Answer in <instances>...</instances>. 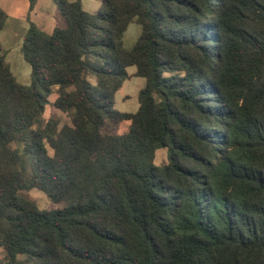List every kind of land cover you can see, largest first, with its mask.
Returning <instances> with one entry per match:
<instances>
[{
  "label": "trees",
  "instance_id": "1",
  "mask_svg": "<svg viewBox=\"0 0 264 264\" xmlns=\"http://www.w3.org/2000/svg\"><path fill=\"white\" fill-rule=\"evenodd\" d=\"M54 4L23 37L29 85L0 50V264H264V0ZM129 67L135 113L114 108Z\"/></svg>",
  "mask_w": 264,
  "mask_h": 264
},
{
  "label": "rangeland",
  "instance_id": "2",
  "mask_svg": "<svg viewBox=\"0 0 264 264\" xmlns=\"http://www.w3.org/2000/svg\"><path fill=\"white\" fill-rule=\"evenodd\" d=\"M79 1L84 11L90 14H96L99 11L102 0H72ZM54 0H36L31 6L30 0H12L8 9V21L0 32V50L5 55V59L11 73L16 81L21 85L30 84L31 68L24 60L21 53L23 37L31 24L35 26L42 24V30L46 34L53 32L54 20L51 18V12L55 10ZM141 26L133 21L129 24L122 38L123 48L130 50L133 48L141 34ZM130 78L123 84L122 89L117 93L114 108L120 112L135 113L139 109L138 95L145 86V79L136 77L135 67L127 68ZM94 83V78H90ZM56 93L49 97V104L46 106L43 115V121L55 118L59 122L58 129L65 124H71L68 114L62 113L52 106ZM128 130L127 123H121L117 126V133H125ZM12 148H21L22 144L15 142ZM51 153V150H50ZM168 160L167 149H159L155 155V164L161 166ZM22 197L34 201L41 210L60 209L62 203H53L44 193L37 189L30 191H21ZM3 257V250L0 249V259ZM19 259H24L19 256Z\"/></svg>",
  "mask_w": 264,
  "mask_h": 264
},
{
  "label": "crops",
  "instance_id": "3",
  "mask_svg": "<svg viewBox=\"0 0 264 264\" xmlns=\"http://www.w3.org/2000/svg\"><path fill=\"white\" fill-rule=\"evenodd\" d=\"M72 1V0H71ZM12 4V0H0V8L4 10V12L7 14V20L6 22L8 21V9L10 7V5ZM56 8V6H55ZM51 18H53L54 20V26H53V31L58 23V20H59V15H58V12H57V9H55L53 12H51ZM37 26V25H36ZM40 30H42V24H39L37 26ZM43 31V30H42ZM136 73V72H135ZM135 73H133V75H135ZM129 74V73H128ZM130 76V75H129ZM123 87V86H122ZM122 89V88H121ZM120 89V90H121ZM119 90V91H120ZM118 91V92H119ZM117 92V93H118ZM117 95V94H116Z\"/></svg>",
  "mask_w": 264,
  "mask_h": 264
}]
</instances>
